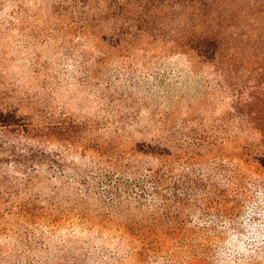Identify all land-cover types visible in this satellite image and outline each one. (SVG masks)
I'll list each match as a JSON object with an SVG mask.
<instances>
[{"label": "rangeland", "instance_id": "rangeland-1", "mask_svg": "<svg viewBox=\"0 0 264 264\" xmlns=\"http://www.w3.org/2000/svg\"><path fill=\"white\" fill-rule=\"evenodd\" d=\"M47 2L0 0V108L43 128L32 139L8 134L0 142V168L12 180L34 176L36 186L25 198L44 208L25 221L1 205L0 258H20L23 264H77L80 257L87 264H137L127 253L140 248L139 236H121L127 211L114 205L124 201L134 202L135 222L154 224L152 246L168 242L170 251L183 256L169 262L153 256L143 264H184L190 249L197 264H264V254L252 255L264 245V169L254 149L261 138L255 126L238 123L232 108L242 77L257 71L264 79V58L254 56V42L243 40H258L251 28L264 20L222 23L224 28L234 23L231 30L238 24L252 27L238 38L244 65L233 64L229 53L225 70L215 72L207 63L193 65L186 51L170 46L169 12L180 18L179 9L159 15L164 30L154 26L153 35L139 33L132 47L118 50L107 44L111 32L99 22L84 27L80 18L61 15ZM209 3L224 13L239 7L235 0ZM18 4L23 15L13 14ZM195 11L185 9L191 20ZM79 30L85 34H76ZM94 120L99 122L91 132L86 123ZM72 123L83 127L69 128ZM117 127L123 136L111 142ZM184 133L187 137L180 138ZM12 146L18 154L34 149L40 160L15 162L4 152ZM117 159L123 170L111 167ZM134 164H140L135 175L128 169ZM153 170H160L164 184L150 179ZM195 179L201 189L196 192ZM210 185L218 190L209 192ZM244 186L246 194H238ZM0 190L5 204L9 196L3 186ZM159 193L182 198L169 204V223L162 215L154 221L138 211L140 206L161 212ZM175 211L183 216L177 218Z\"/></svg>", "mask_w": 264, "mask_h": 264}, {"label": "trees", "instance_id": "trees-1", "mask_svg": "<svg viewBox=\"0 0 264 264\" xmlns=\"http://www.w3.org/2000/svg\"><path fill=\"white\" fill-rule=\"evenodd\" d=\"M53 10L60 12V14L65 15L66 17H71L72 19L80 18L83 22V26L86 27L90 20L99 22V24L104 28L109 30L111 35L109 37L102 39L108 40V45L117 48L118 50H126L129 47H132L135 44V38L140 34H154L152 32V27L158 26L159 29L166 28L163 19L159 16H162L163 13L167 14L166 11H171L179 9L183 11L181 14L176 15V12H169V43L173 49H178L186 51L190 58L189 60L192 64H210L214 67L215 72H222L224 65L228 61V55L230 53L231 60L239 62L242 66L243 62L238 58L239 52H241L240 45L238 44V38L240 37L241 30L244 31L246 28L250 27L251 24H244L243 26L237 25L235 30H231L234 23H227L226 27L222 26V23L227 21H236L239 17L242 19L252 18L258 16L259 20H264V0H235L238 3V9H231L227 13L221 12L219 6L215 3H209L207 6L208 0H48ZM18 8L13 9V14L23 15L25 13L24 8L21 4L16 5ZM187 7H195L196 11L194 12L195 20H191V15L185 12ZM93 14V15H91ZM210 15V16H209ZM15 16V15H14ZM71 19V20H72ZM247 20V19H246ZM82 26V27H83ZM164 26V27H162ZM252 27V26H251ZM254 31L255 36H258V40L252 41L250 36L249 39H243L245 42L254 44V56L263 59L264 58V24L258 27L251 28ZM231 32V33H227ZM79 35L85 34L83 31H78L76 34ZM131 35V36H130ZM130 36V37H128ZM163 38L160 39H164ZM98 44L95 45L97 47ZM195 61V63H194ZM259 61V60H257ZM231 64V62H230ZM261 72H253L252 75L247 77H242L234 89L235 99L233 100L232 108L235 113L238 115V123L243 126H255L260 134V144L255 146L254 149H257L260 154L256 156L257 162L264 169V79L258 77ZM263 75V74H262ZM226 72L223 73V78L226 80ZM224 85V83H223ZM225 86V85H224ZM226 88V87H225ZM190 111L193 112L194 104L193 102L189 104ZM155 122V116L151 117ZM226 119V118H225ZM168 118L161 120V122L167 123ZM190 121V120H189ZM99 120H94L90 122V126L86 123V126L89 127L90 131L97 129ZM170 122V120H169ZM124 123V121H123ZM40 124V123H39ZM88 124V125H87ZM226 124V123H225ZM74 127H83L82 123H72L69 128ZM85 127V126H84ZM86 128V127H85ZM92 129V130H91ZM123 128H116L111 136V142H115L119 138H122L120 130ZM193 129V128H192ZM43 130L42 125L35 124L34 120L31 122L21 119L20 116L13 110H2L0 108V142H5V137H8V134L16 133L20 135V138H34L38 132ZM197 133H199L197 131ZM39 135V134H38ZM181 137H187L184 133ZM178 138V139H180ZM97 138H93L91 141L95 142ZM193 139H197L193 137ZM27 140V139H26ZM185 141L186 139H183ZM0 149H3L0 144ZM10 156L15 157L14 161L18 160H27L26 163L29 164L30 160H40L38 152H35L34 149L29 148L26 154H18L16 151V146H12L6 149ZM262 150V152H261ZM25 151V150H24ZM1 153V152H0ZM19 157V158H17ZM24 163V162H23ZM165 165V172H169V162L164 160L161 163ZM123 163L121 160L117 159L112 162L111 167H116L117 169L123 170ZM140 164H134L129 167L130 173L134 175L138 173V168ZM131 168V169H130ZM150 179L154 180L156 183L165 182L164 176L160 174V170H153L149 175ZM34 176H31L27 181L19 179H10L8 176H4V170L0 168V187L5 188L4 193L9 196V202L5 201V204H2L0 200V220L3 217L1 214V205H6L4 212L6 214H15L23 217L25 221L31 216L34 217L36 214L42 213L44 208L39 206L37 202L32 201V199H26L25 195L28 196L30 188L35 187L37 180H34ZM138 179L135 178V181ZM183 180V179H182ZM140 181L138 180L137 183ZM195 185L192 186L193 190L196 192V189L199 190V184L197 179L194 181ZM139 186V185H136ZM172 186L171 188H174ZM207 187V186H206ZM170 188V189H171ZM179 189H182L184 192L187 188L183 184L178 185ZM177 188V189H178ZM16 189V190H15ZM204 189V188H203ZM206 189V188H205ZM201 190V189H200ZM218 188L215 185H210L208 189L209 192L217 191ZM247 188L244 186L242 190H239L237 193L240 195L246 194ZM23 192V196L20 195V192ZM0 190V195H1ZM186 192V191H185ZM155 194L157 192H154ZM162 197V211L160 212L159 208L154 210H144L139 206L141 215H146L147 219L157 220L158 215L165 217L166 222L169 223V204H176L181 202L182 198L177 197L173 200L170 197L168 198L165 194H160ZM142 197V195H140ZM176 196V194H175ZM14 199V200H13ZM82 198H80L81 200ZM239 203V198H236ZM138 202V201H137ZM105 206V202H102ZM134 202L124 201L117 202L115 205L116 209L119 210L120 207H124L127 212L126 218L128 222L125 223L124 228L122 229L121 236L125 238H130L133 234L139 236L140 248L128 251L127 255L131 256L137 264H143L145 258H151L153 256L163 255L167 261H177L178 258H182L180 252H173L169 250V243L165 242L162 245L152 246L151 243L154 242L153 238V223L141 225L135 222L133 219L136 217L133 214ZM140 203V202H139ZM113 212H116V209L112 208ZM142 209V210H141ZM122 210V209H121ZM137 210V209H136ZM177 218L183 216L182 211H175ZM225 213L232 216L235 215L238 219V215L229 210H223ZM234 213V215H233ZM132 230L135 231L132 232ZM130 235V236H129ZM156 243V242H155ZM184 254L187 258L184 259V264H197L192 250H186ZM240 252V251H236ZM0 253L2 251L0 250ZM203 254H210V251ZM264 254V245L262 248L258 249L256 253L252 255ZM2 256V254H0ZM90 258V257H86ZM16 260H9L6 257L0 258V264H23L20 258H15ZM183 259V258H182ZM183 261V260H182ZM254 262V261H253ZM77 264H87L84 257H80ZM106 264H110L106 261ZM121 264V263H118ZM202 264H209L207 261H202Z\"/></svg>", "mask_w": 264, "mask_h": 264}]
</instances>
